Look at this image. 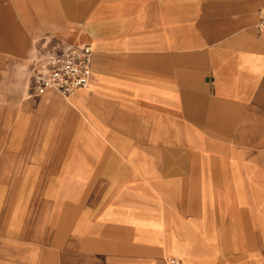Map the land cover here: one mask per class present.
<instances>
[{
    "label": "crops",
    "instance_id": "crops-1",
    "mask_svg": "<svg viewBox=\"0 0 264 264\" xmlns=\"http://www.w3.org/2000/svg\"><path fill=\"white\" fill-rule=\"evenodd\" d=\"M263 9L0 0V258L264 264ZM74 44L88 87L37 96V61Z\"/></svg>",
    "mask_w": 264,
    "mask_h": 264
},
{
    "label": "built area",
    "instance_id": "built-area-1",
    "mask_svg": "<svg viewBox=\"0 0 264 264\" xmlns=\"http://www.w3.org/2000/svg\"><path fill=\"white\" fill-rule=\"evenodd\" d=\"M256 29L264 34V9L260 12ZM92 52L89 44H74L40 58L31 74L33 92L42 96L56 91L69 97L86 89L92 74ZM164 264L183 263L179 258L169 256Z\"/></svg>",
    "mask_w": 264,
    "mask_h": 264
},
{
    "label": "rangeland",
    "instance_id": "rangeland-1",
    "mask_svg": "<svg viewBox=\"0 0 264 264\" xmlns=\"http://www.w3.org/2000/svg\"><path fill=\"white\" fill-rule=\"evenodd\" d=\"M63 98H68V96H63L61 95ZM13 244V243H12ZM12 249V245L11 243H5L0 241V254H6V252H11ZM17 254H22L23 251L21 250V248H19V250H16ZM21 256V255H20ZM12 257V258H0V264H27V260L26 258H22V257Z\"/></svg>",
    "mask_w": 264,
    "mask_h": 264
}]
</instances>
